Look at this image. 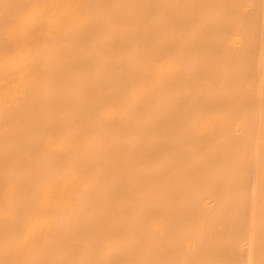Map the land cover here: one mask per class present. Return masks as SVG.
Returning <instances> with one entry per match:
<instances>
[{"label":"bare ground","instance_id":"1","mask_svg":"<svg viewBox=\"0 0 264 264\" xmlns=\"http://www.w3.org/2000/svg\"><path fill=\"white\" fill-rule=\"evenodd\" d=\"M0 264H264V0H0Z\"/></svg>","mask_w":264,"mask_h":264}]
</instances>
